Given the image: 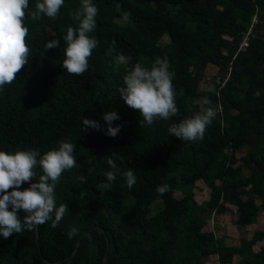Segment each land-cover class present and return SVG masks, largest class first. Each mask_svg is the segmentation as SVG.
<instances>
[{
	"label": "trees",
	"instance_id": "trees-1",
	"mask_svg": "<svg viewBox=\"0 0 264 264\" xmlns=\"http://www.w3.org/2000/svg\"><path fill=\"white\" fill-rule=\"evenodd\" d=\"M253 17L264 0H0V264H102L106 238V264H264V232L203 231L223 203L240 228L264 213V38L238 51ZM209 64L229 79L200 92Z\"/></svg>",
	"mask_w": 264,
	"mask_h": 264
},
{
	"label": "rangeland",
	"instance_id": "rangeland-1",
	"mask_svg": "<svg viewBox=\"0 0 264 264\" xmlns=\"http://www.w3.org/2000/svg\"><path fill=\"white\" fill-rule=\"evenodd\" d=\"M117 11H119L117 7ZM115 21L117 22L118 25L120 26H125L126 21L122 18H116ZM251 30V35L252 36H258L264 38V25L260 24L258 22V19L255 17L252 18L248 31ZM247 31V32H248ZM41 37L46 40H52L54 38V32L51 31L48 28H43L41 31ZM169 43V39L167 37H163L159 44L161 46H165ZM222 76V73L220 72L219 68L215 65H208L204 71V74L200 80L199 83V91L204 92V91H213L214 90V85H217L215 83V79L217 77ZM202 103V98H198L194 101V104L201 105ZM248 148L245 146L243 149L237 151L235 153L236 158L239 160L238 163H240V158L244 156L247 152ZM236 165V164H235ZM249 175V170L244 168L242 172V178L243 180L247 179ZM218 185L220 183H217ZM195 200L198 204L204 203L205 201L209 200L210 197V190L207 186L203 184L202 181H199L195 184ZM174 197L177 199H180L182 195L178 192H174ZM257 205L260 204L258 200H256ZM163 208V203L161 201H156L151 204L150 206V214L149 216L154 215L158 211H160ZM231 209L229 212L225 213L224 215H216V214H211V212H205L204 216L206 217V223L203 228V231H211L213 230L216 234L217 233H224L227 231L229 233L227 235L228 239L227 244H238L239 238L245 237L247 239H250V236L253 232L255 231H261L264 232V213L261 212V215L257 218V222L254 227L248 226L246 228H240L239 232L236 230L235 226V214L233 213L234 207L231 206ZM224 227V229H223ZM238 233V234H237ZM257 249L258 251L260 248H264V239L257 244ZM239 261L238 257L233 260L232 264H235ZM206 264H219L217 257L211 256L208 258V261Z\"/></svg>",
	"mask_w": 264,
	"mask_h": 264
},
{
	"label": "crops",
	"instance_id": "crops-1",
	"mask_svg": "<svg viewBox=\"0 0 264 264\" xmlns=\"http://www.w3.org/2000/svg\"><path fill=\"white\" fill-rule=\"evenodd\" d=\"M197 182H199V181H197ZM196 182V183H197ZM195 183V184H196ZM204 184V183H203ZM205 185V184H204ZM206 186V185H205ZM194 187H195V185H194ZM195 189V188H194ZM193 189V193H195V190ZM194 199H195V194H194ZM243 199V201L245 200V198L243 197L242 198ZM196 201V200H195ZM206 202V201H205ZM197 203V202H196ZM200 204H202V203H200ZM199 204V205H200ZM224 204V206L226 207V210L225 211H223V212H216L215 210H212L211 211V214L213 213V214H216V215H219V216H221V215H224L225 213H227V212H229L230 210H232L231 209V206L232 207H234V210H233V213L235 214V211H236V207L235 206H233V205H230V204H226V203H223ZM255 204L257 205V203H256V201H255ZM260 205V204H259ZM259 205H257V206H259ZM259 215H261V212L259 213ZM259 215H258V217H259ZM257 222V221H256ZM235 224H236V214H235ZM256 224V223H255ZM255 224L254 225H251L252 227H254L255 226ZM235 228H236V230L239 232V229H240V227H238V226H235ZM223 229H224V227H223ZM211 232H213L214 233V235L217 237V238H219V239H221V240H223V242L226 244V245H228V246H232V247H239L240 246V243H241V241L242 240H250L251 239V237H252V234L253 233H255V232H261V231H255V232H253L252 234H251V236H250V239H247V238H245V237H241V238H239V241H238V244L236 245V244H227V242H228V239H226L227 238V235L229 234V233H227V231L225 232V234L222 232V233H215L213 230H211ZM238 234V233H237ZM225 236H226V238H225ZM257 244H258V242L256 243V245L254 246V248H253V250L256 252V250L255 249H257ZM261 249V248H260ZM259 249V250H260ZM258 250V251H259ZM214 257H217V256H214ZM236 257H238V259H240L239 258V256H234L233 257V260H235V258ZM208 261V260H207ZM239 262V261H238ZM237 262V263H238ZM207 263V262H206ZM205 263V264H206ZM232 263H233V261H232ZM237 263H235V264H237Z\"/></svg>",
	"mask_w": 264,
	"mask_h": 264
},
{
	"label": "built area",
	"instance_id": "built-area-1",
	"mask_svg": "<svg viewBox=\"0 0 264 264\" xmlns=\"http://www.w3.org/2000/svg\"><path fill=\"white\" fill-rule=\"evenodd\" d=\"M255 18V17H254ZM251 34V30H249L246 34H244L242 36V39H241V42L239 44V48H238V51L240 50H244L246 47H247V41H248V36ZM230 71V70H229ZM229 79V73H227L226 77H224L222 80L220 79V77L218 76L216 79H215V83L217 85L221 87L224 86V84L227 82V80ZM217 113H220L221 112V107L220 105H218V108L216 110Z\"/></svg>",
	"mask_w": 264,
	"mask_h": 264
},
{
	"label": "water",
	"instance_id": "water-1",
	"mask_svg": "<svg viewBox=\"0 0 264 264\" xmlns=\"http://www.w3.org/2000/svg\"><path fill=\"white\" fill-rule=\"evenodd\" d=\"M90 230H92V228H91ZM87 233H88V232H87ZM87 233H84V234L81 236V238H80L79 241L77 242V245H76V248H75L73 254L77 251V249H78V247H79V245H80L82 239L84 238V236H85ZM106 243H107V248H106L105 255H104V257H103L102 264H106V260H107V256H108V249H109V247H108V239H107V238H106ZM73 254H72V255H73Z\"/></svg>",
	"mask_w": 264,
	"mask_h": 264
}]
</instances>
